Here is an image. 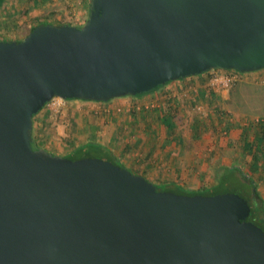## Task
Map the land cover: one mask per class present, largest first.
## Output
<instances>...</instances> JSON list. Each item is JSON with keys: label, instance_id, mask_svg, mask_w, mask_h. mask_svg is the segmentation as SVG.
Masks as SVG:
<instances>
[{"label": "water", "instance_id": "95a60500", "mask_svg": "<svg viewBox=\"0 0 264 264\" xmlns=\"http://www.w3.org/2000/svg\"><path fill=\"white\" fill-rule=\"evenodd\" d=\"M213 68L264 69V0H88L79 27L0 41V264H264L239 195L158 191L30 147L54 97L106 101Z\"/></svg>", "mask_w": 264, "mask_h": 264}, {"label": "rangeland", "instance_id": "374dc122", "mask_svg": "<svg viewBox=\"0 0 264 264\" xmlns=\"http://www.w3.org/2000/svg\"><path fill=\"white\" fill-rule=\"evenodd\" d=\"M87 14L88 0H6L0 8V39H19L36 22L80 26ZM178 83L179 88H168L169 97L164 93L153 98L113 97L102 102L54 97L32 117L33 143L50 154L65 156L84 142H97L111 149L118 160L114 163L130 173L140 175L137 169L128 168L127 163L153 164L152 171L159 176L152 181L141 176L157 188H160V172L171 170L170 163L160 171V161L168 163L167 154L177 155L187 166L188 175L175 182L179 186L170 183L167 189L171 191L179 187L192 191L206 189L214 184V170L219 167L237 165L247 174L251 169V151L244 148V143H253L259 124L264 123V69L235 73L213 68L200 77L187 76ZM168 104L175 106L180 121L170 133L163 125L168 112L162 114L160 123V113ZM132 133L143 140L141 147L136 138L135 146H131ZM126 140L131 143L129 150L123 146ZM154 140L156 143L152 145ZM160 140L173 142L176 147L180 145L179 150H169V154L162 147L160 151ZM148 149L151 152H146L144 157ZM160 152L164 155L161 160ZM89 157L106 159L99 150H93ZM260 162L257 170L261 178L256 182V190L264 206L262 156Z\"/></svg>", "mask_w": 264, "mask_h": 264}, {"label": "trees", "instance_id": "16d2710c", "mask_svg": "<svg viewBox=\"0 0 264 264\" xmlns=\"http://www.w3.org/2000/svg\"><path fill=\"white\" fill-rule=\"evenodd\" d=\"M5 1L6 0H0V8L4 7ZM40 23L46 24V22H36L35 24H33L29 27V30L33 26L40 24ZM66 25H71V24H66ZM75 27H79V26L75 25ZM19 39H14V40H19ZM0 41H11V40L0 39ZM231 71L235 72V73H240V72L235 71V70H231ZM206 72L207 71L202 72V73H206ZM202 73H200V74H202ZM200 74H198L196 76H200ZM208 77H209V75H207V78ZM184 78H186V77L179 78V80L184 79ZM167 82H169V81H166L165 83H167ZM165 83H163V84H165ZM163 84H161V85H163ZM161 85H156L155 87H153L152 89H150L146 92L137 93V94L131 95V96H139V95L151 92V91L159 88ZM209 95L211 98L212 95L210 94V92H209ZM70 99H72V98H70ZM70 99H66V100H70ZM99 102H102V101H99ZM45 104H43V106ZM36 113H34L32 115V117ZM166 113H167L166 124L163 123V125L167 129V132L170 133L171 130L173 129V126H176L177 124H179L180 121L178 120L179 116H178V113L176 111L175 106L168 104L166 107ZM163 117L164 116H162V122H163ZM30 136H31L30 147H31V149H36L37 147L33 143V138H32L31 132H30ZM254 137H255L254 138L255 142L253 141V143H252L251 141H249V142L244 143V148H247V150L251 151V153H250L251 158L249 160V168H251V169L249 170V172L247 174L244 173L239 166L231 165V166L219 167L218 169H215L214 170V177H213L214 178V184L212 186H210L206 189L200 190V191H192V190L184 189L181 187L176 189V191H171V190L167 189V186H171V184L161 185V186H159L160 188H157L156 186H154L155 189L158 191H169L172 193L183 194V195L201 194V195L210 196V195L219 194V193H226V192L235 193V194L239 195L240 197H242L248 205L249 212H248V215L245 218V220L250 221L251 223H253L255 226L259 227L264 232V206H263V201L261 200V197H260L258 191L256 190V182L258 181V179L261 178V174H259V172L257 170L259 168V165L261 166V162H262V160H261V162L259 163L260 156H262V158L264 160V156H263L264 155V152H263V148H264L263 147V145H264V123L259 124V127H258ZM93 150L94 151H96V150L102 151L104 153V155L106 156V159H104V160L109 161L110 163L121 167V164L119 165V164L114 163L115 161H118V160L109 151V149L105 148L101 144L94 142V141H87V142H84V143L70 149L64 157H66L70 160H75V159H79V158H83V157H89L90 153H92ZM259 171H260V169H259ZM252 174H255L257 177L254 178Z\"/></svg>", "mask_w": 264, "mask_h": 264}, {"label": "crops", "instance_id": "0c3cea01", "mask_svg": "<svg viewBox=\"0 0 264 264\" xmlns=\"http://www.w3.org/2000/svg\"><path fill=\"white\" fill-rule=\"evenodd\" d=\"M203 74V73H202ZM202 74H200V76L202 75ZM200 76H197V77H200ZM183 79H181V80H179V79H177V80H172V81H169V82H167V83H165V84H163V85H161L159 88H157V89H155V90H153V91H151V92H148V93H145V94H142V95H139V96H131V95H125V96H119V97H143V98H153V97H157V96H159V94L160 95H162V94H164V93H166V95H167V97H169L168 95H169V91H168V88L170 87V86H173L174 88H179L180 87V84L178 83V82H181ZM176 81H178V82H176ZM173 82H176V83H173ZM177 85H178V87H177ZM160 91V92H159ZM159 92V93H158ZM66 100V99H65ZM74 100H78V99H74ZM132 100V99H131ZM79 101L80 102H88V101H90V100H80L79 99ZM97 102H99V101H97ZM164 113H166V109L162 112V113H160V123H161V118H162V114H164ZM151 122V121H150ZM148 123V122H147ZM146 123V124H147ZM162 124V123H161ZM132 141H133V144L131 145V143H130V141L128 142L127 140H126V142L124 143V145L123 146H125L126 148L125 149H128L129 150V146L131 145L132 147L133 146H135V139L134 138H136V139H138V136L136 135L135 137H134V133H132ZM134 139V140H133ZM142 141L143 140H137L136 142H137V144H139L138 146H140L141 147V144L140 143H142ZM153 143H156V141L154 140V142H152V145H153ZM170 144H168V142H166V140H160V151H161V149H163L164 148V150L163 151H166V153H168V151L169 150H171V152H172V150H179V147H180V145H178V147H176L174 144H173V142L171 143V142H169ZM103 146V145H102ZM105 147V146H104ZM163 147V148H162ZM105 148H107V147H105ZM108 149V148H107ZM145 149V147H143V150ZM111 149H109V151H110ZM139 150V149H138ZM149 152H151V150L150 149H148V150H146V151H144V154H143V156L145 157L146 155L145 154H147V153ZM154 153H156V152H154ZM152 154H153V152H152ZM169 154H170V151H169ZM151 156V155H150ZM143 157V158H144ZM168 160H169V162L167 163V161L165 162V161H160V171H163L164 169L163 168H161L162 166H165L166 164H167V166H170V163H171V170H167L168 168H166V170H167V172L166 173H163V172H160V186L161 185H163V184H170V183H173V185H175V186H179L178 184H175V182H179V181H182L183 179H184V177L186 176V175H188V173H186V170L188 171V168H187V166L186 165H184L183 163H181L180 162V157L179 156H172V157H170L168 154H167V156H165ZM162 158H164V155L163 154H161V152H160V160L162 159ZM139 162V161H138ZM138 162H136L135 164H133V163H127L126 165L128 166V168H130V169H133V170H136L137 169V171H139V172H137V173H139L140 175H144L145 177H147V179L148 180H151L152 181V179H156L158 176H159V173L158 172H153L152 170V168L151 167H153V164H151V163H149L148 165H146V164H140V165H138L137 163ZM148 162H150V161H148ZM155 166H157V165H155ZM136 173V172H135ZM189 175L190 176H192L191 175V173H189ZM193 178V177H192ZM187 180H189V179H185L184 181H187ZM190 181H192V180H190Z\"/></svg>", "mask_w": 264, "mask_h": 264}, {"label": "built area", "instance_id": "2783aa9c", "mask_svg": "<svg viewBox=\"0 0 264 264\" xmlns=\"http://www.w3.org/2000/svg\"><path fill=\"white\" fill-rule=\"evenodd\" d=\"M227 80V79H226ZM226 83V82H225Z\"/></svg>", "mask_w": 264, "mask_h": 264}]
</instances>
